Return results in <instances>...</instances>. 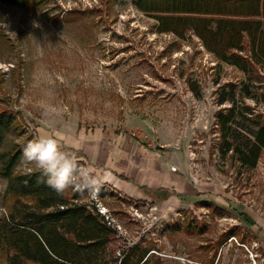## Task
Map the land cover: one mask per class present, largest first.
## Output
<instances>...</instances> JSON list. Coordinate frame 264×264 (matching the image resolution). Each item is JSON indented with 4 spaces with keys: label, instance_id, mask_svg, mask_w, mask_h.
<instances>
[{
    "label": "rangeland",
    "instance_id": "obj_1",
    "mask_svg": "<svg viewBox=\"0 0 264 264\" xmlns=\"http://www.w3.org/2000/svg\"><path fill=\"white\" fill-rule=\"evenodd\" d=\"M245 80L196 34L160 32L136 0L0 2V113L19 121L11 138L54 137L81 166L115 176L100 196L73 200L95 203L122 245L145 241L165 264H264V148L249 169L224 154L218 123L234 106L219 101ZM236 100L255 109L228 123L243 144L253 119L264 124V102ZM33 166L22 157L16 171ZM14 204L0 175V220Z\"/></svg>",
    "mask_w": 264,
    "mask_h": 264
},
{
    "label": "trees",
    "instance_id": "obj_2",
    "mask_svg": "<svg viewBox=\"0 0 264 264\" xmlns=\"http://www.w3.org/2000/svg\"><path fill=\"white\" fill-rule=\"evenodd\" d=\"M49 0H0L1 3L42 8ZM139 8L155 14L159 31L185 37L196 34L206 49L221 63L230 64L246 75L231 97L228 112L218 113L223 134L222 150L249 169L258 166L264 148V124L253 119L256 129L248 130L243 144L235 129L234 139L228 123L241 110L255 109L236 100L250 98L264 102V0H136ZM238 101V102H237ZM13 113H0V175L6 180V194L15 199L10 215L0 220V251L9 264H165L145 241L120 243L121 236L111 220L87 202H76L79 192L57 195L43 181L41 170L16 171L23 149L30 139L19 143L12 135L19 132ZM236 138V139H235ZM103 190V189H102ZM101 190V194H102ZM112 196H114L111 193ZM110 222V223H109Z\"/></svg>",
    "mask_w": 264,
    "mask_h": 264
},
{
    "label": "clouds",
    "instance_id": "obj_3",
    "mask_svg": "<svg viewBox=\"0 0 264 264\" xmlns=\"http://www.w3.org/2000/svg\"><path fill=\"white\" fill-rule=\"evenodd\" d=\"M23 157L26 162L41 170L45 178L43 182L60 196L73 189L95 197L108 182L110 175L99 174L95 169L81 166L76 155L62 150L61 145L51 136H41L29 142L23 149Z\"/></svg>",
    "mask_w": 264,
    "mask_h": 264
},
{
    "label": "bare ground",
    "instance_id": "obj_4",
    "mask_svg": "<svg viewBox=\"0 0 264 264\" xmlns=\"http://www.w3.org/2000/svg\"><path fill=\"white\" fill-rule=\"evenodd\" d=\"M110 178H111V181L112 180H115V176H113V175H110ZM117 181V180H116ZM118 184H119V182H117Z\"/></svg>",
    "mask_w": 264,
    "mask_h": 264
},
{
    "label": "built area",
    "instance_id": "obj_5",
    "mask_svg": "<svg viewBox=\"0 0 264 264\" xmlns=\"http://www.w3.org/2000/svg\"><path fill=\"white\" fill-rule=\"evenodd\" d=\"M102 190V189H101ZM80 193V192H79ZM101 195V191L99 192V194L97 196H100ZM97 198V197H96ZM102 214L105 215V212L103 213L102 211H100Z\"/></svg>",
    "mask_w": 264,
    "mask_h": 264
},
{
    "label": "crops",
    "instance_id": "obj_6",
    "mask_svg": "<svg viewBox=\"0 0 264 264\" xmlns=\"http://www.w3.org/2000/svg\"><path fill=\"white\" fill-rule=\"evenodd\" d=\"M164 176V175H163ZM120 182V181H119ZM122 186H123V184H122ZM125 188H128V186L127 187H125ZM157 188V187H156Z\"/></svg>",
    "mask_w": 264,
    "mask_h": 264
}]
</instances>
